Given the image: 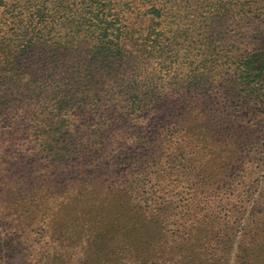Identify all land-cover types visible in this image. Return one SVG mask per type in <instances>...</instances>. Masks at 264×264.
<instances>
[{
	"label": "rangeland",
	"instance_id": "obj_1",
	"mask_svg": "<svg viewBox=\"0 0 264 264\" xmlns=\"http://www.w3.org/2000/svg\"><path fill=\"white\" fill-rule=\"evenodd\" d=\"M118 9L123 87L0 118V264H264V0Z\"/></svg>",
	"mask_w": 264,
	"mask_h": 264
},
{
	"label": "trees",
	"instance_id": "obj_2",
	"mask_svg": "<svg viewBox=\"0 0 264 264\" xmlns=\"http://www.w3.org/2000/svg\"><path fill=\"white\" fill-rule=\"evenodd\" d=\"M119 5L120 0H0V118L31 106L66 113L77 98L95 92L103 76L123 87L122 68L131 56L124 47L132 37ZM241 69L246 79L264 78V52L250 56Z\"/></svg>",
	"mask_w": 264,
	"mask_h": 264
}]
</instances>
